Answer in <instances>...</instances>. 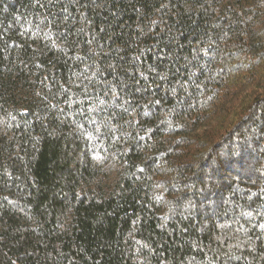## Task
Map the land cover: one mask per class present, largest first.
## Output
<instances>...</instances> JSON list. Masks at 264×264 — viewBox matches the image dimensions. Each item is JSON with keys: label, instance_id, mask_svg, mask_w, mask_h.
Instances as JSON below:
<instances>
[{"label": "trees", "instance_id": "1", "mask_svg": "<svg viewBox=\"0 0 264 264\" xmlns=\"http://www.w3.org/2000/svg\"><path fill=\"white\" fill-rule=\"evenodd\" d=\"M0 264H264V0H0Z\"/></svg>", "mask_w": 264, "mask_h": 264}]
</instances>
